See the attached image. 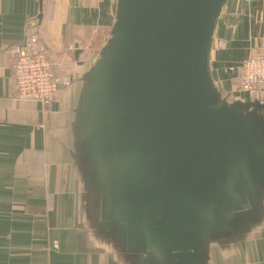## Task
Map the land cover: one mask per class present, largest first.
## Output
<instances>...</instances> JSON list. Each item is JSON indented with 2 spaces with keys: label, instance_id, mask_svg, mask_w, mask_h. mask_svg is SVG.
I'll list each match as a JSON object with an SVG mask.
<instances>
[{
  "label": "water",
  "instance_id": "water-1",
  "mask_svg": "<svg viewBox=\"0 0 264 264\" xmlns=\"http://www.w3.org/2000/svg\"><path fill=\"white\" fill-rule=\"evenodd\" d=\"M224 2L118 0L79 111L109 220L178 264H199L204 236L264 188V104L229 102L210 75Z\"/></svg>",
  "mask_w": 264,
  "mask_h": 264
},
{
  "label": "crops",
  "instance_id": "crops-1",
  "mask_svg": "<svg viewBox=\"0 0 264 264\" xmlns=\"http://www.w3.org/2000/svg\"><path fill=\"white\" fill-rule=\"evenodd\" d=\"M118 0H0V264H178L124 236L80 145L85 77L102 58ZM32 25L62 83L50 104L15 98L11 48ZM264 33V0H225L209 70L231 100L264 104L239 75ZM254 107L252 106L251 109ZM264 114V110H263ZM199 264H264V188L204 236Z\"/></svg>",
  "mask_w": 264,
  "mask_h": 264
},
{
  "label": "built area",
  "instance_id": "built-area-1",
  "mask_svg": "<svg viewBox=\"0 0 264 264\" xmlns=\"http://www.w3.org/2000/svg\"><path fill=\"white\" fill-rule=\"evenodd\" d=\"M28 29L24 42L10 50L14 96L18 100L48 105L60 91V85H69L70 81L55 72L47 47L40 41L32 25ZM239 80L241 89L245 91L252 92L264 87V33L259 47L244 61Z\"/></svg>",
  "mask_w": 264,
  "mask_h": 264
},
{
  "label": "rangeland",
  "instance_id": "rangeland-1",
  "mask_svg": "<svg viewBox=\"0 0 264 264\" xmlns=\"http://www.w3.org/2000/svg\"><path fill=\"white\" fill-rule=\"evenodd\" d=\"M218 90H219V92L221 93V95H222L223 98H226L229 102H232L231 97H230L227 93L223 92V91L220 90V89H218ZM243 112H244V111H243ZM259 189L262 190L263 187L260 185V186H259ZM260 190H259V191H260Z\"/></svg>",
  "mask_w": 264,
  "mask_h": 264
}]
</instances>
